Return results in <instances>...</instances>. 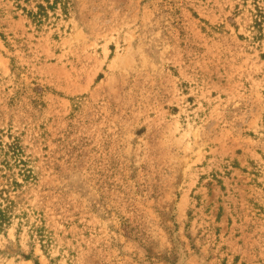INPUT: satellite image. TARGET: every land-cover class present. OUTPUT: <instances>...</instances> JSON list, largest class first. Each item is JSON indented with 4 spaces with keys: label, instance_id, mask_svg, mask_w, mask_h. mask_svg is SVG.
I'll list each match as a JSON object with an SVG mask.
<instances>
[{
    "label": "rangeland",
    "instance_id": "374dc122",
    "mask_svg": "<svg viewBox=\"0 0 264 264\" xmlns=\"http://www.w3.org/2000/svg\"><path fill=\"white\" fill-rule=\"evenodd\" d=\"M24 6L0 0V264H264V0Z\"/></svg>",
    "mask_w": 264,
    "mask_h": 264
},
{
    "label": "trees",
    "instance_id": "16d2710c",
    "mask_svg": "<svg viewBox=\"0 0 264 264\" xmlns=\"http://www.w3.org/2000/svg\"><path fill=\"white\" fill-rule=\"evenodd\" d=\"M25 1H31V0H25ZM69 0H36V7L37 9H28L26 6L23 7L24 10L27 11L28 15L30 18L35 22V23H43L45 20H47L50 17V11H55V9L59 5H63L62 8L64 12L67 10V4ZM9 148L12 149L14 148V145L11 144L9 145ZM14 153H15V149ZM30 171V169H29ZM27 177L30 176V174H26ZM14 185H20L18 181H13ZM0 198L5 199L6 203L1 201L0 202V227L3 226L5 223H9L11 219V215H13V208L12 204L14 201L10 198H5L3 197V191H0Z\"/></svg>",
    "mask_w": 264,
    "mask_h": 264
}]
</instances>
